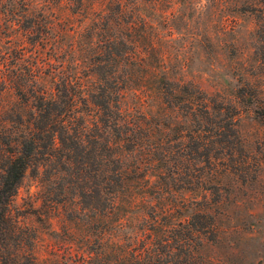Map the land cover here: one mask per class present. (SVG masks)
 I'll return each mask as SVG.
<instances>
[{"label":"trees","instance_id":"trees-1","mask_svg":"<svg viewBox=\"0 0 264 264\" xmlns=\"http://www.w3.org/2000/svg\"><path fill=\"white\" fill-rule=\"evenodd\" d=\"M43 1L46 4L0 0V27L8 32L19 27L56 53L61 47L52 33L51 13L61 0ZM130 2L136 9L137 0ZM20 3L22 11L17 9ZM74 4L78 13L98 12L85 27L87 45L81 60L40 55L25 60L23 46L12 60H0L3 89H11L23 107L16 118H7L22 129L13 136L5 127L2 140L0 264H23L19 250L30 244L31 233L13 220L10 205L33 165L51 168L48 207L56 208L67 194H76L87 210L86 222L129 223L137 229L129 234L131 251L117 253L119 261L165 264L161 257L171 262L178 252L184 257L175 264H190L189 241L199 229L178 219L174 196L180 189H191V181L181 174L191 173L192 161L210 158L207 134L213 132L211 137L222 147L215 151L222 153L223 130L232 122L223 114L212 117L214 101L197 84L172 78L159 55L141 46L146 22L139 10L129 16L122 0ZM127 16L130 24L117 28V21ZM131 90L143 94L146 103L151 101L145 107L157 114L124 109L122 99ZM171 114L177 115L171 119ZM169 118L172 121L167 122ZM165 199L169 204L164 205ZM75 218L69 215L71 221ZM140 241L143 244L137 245ZM102 246L97 255L105 253Z\"/></svg>","mask_w":264,"mask_h":264},{"label":"rangeland","instance_id":"rangeland-1","mask_svg":"<svg viewBox=\"0 0 264 264\" xmlns=\"http://www.w3.org/2000/svg\"><path fill=\"white\" fill-rule=\"evenodd\" d=\"M122 1L129 16L139 10L145 19L141 46L159 55L172 78L197 84L217 106L212 117L223 114L225 121L232 122L223 130L222 153L215 151L222 147L211 137L213 132L207 134L210 158L192 161L191 173L181 174L191 181V189H180L174 196L178 219L199 229L189 241L190 264H264V0H137L136 9L130 0ZM77 8L74 0H61L51 13L52 33L61 47L56 53L19 27L8 32L1 26L0 60H12L22 46L25 60H34L35 55L81 60L87 45L85 27L98 12L78 13ZM17 9H22L21 3ZM130 20L128 16L118 20L117 28H125ZM3 86L0 82V173L5 127L13 136L22 129L7 118L23 113L19 99ZM147 103L143 94L132 90L122 99V107L132 114L143 110L157 114L145 107ZM222 105L226 108L218 107ZM176 115L171 114V119ZM46 167L33 165L26 170L10 205L13 220L32 235L30 244L19 250L23 255L19 261L128 264L116 256L131 251L129 234L137 229L129 223L86 222L87 210L76 194H67L56 208L48 207L46 195L53 184L51 168ZM69 215L77 218L71 221ZM100 244L103 255L95 253ZM181 257L177 252L171 262L161 258L165 264H175Z\"/></svg>","mask_w":264,"mask_h":264}]
</instances>
